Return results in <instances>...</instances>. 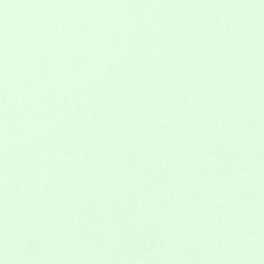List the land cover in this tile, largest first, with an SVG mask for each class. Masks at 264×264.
I'll return each mask as SVG.
<instances>
[{
  "label": "water",
  "instance_id": "1",
  "mask_svg": "<svg viewBox=\"0 0 264 264\" xmlns=\"http://www.w3.org/2000/svg\"><path fill=\"white\" fill-rule=\"evenodd\" d=\"M0 264H264V0H0Z\"/></svg>",
  "mask_w": 264,
  "mask_h": 264
}]
</instances>
